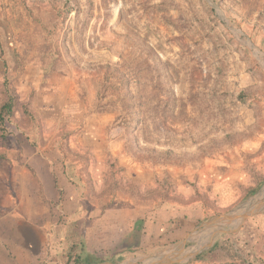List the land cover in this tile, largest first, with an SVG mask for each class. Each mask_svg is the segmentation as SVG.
<instances>
[{"label": "rangeland", "instance_id": "374dc122", "mask_svg": "<svg viewBox=\"0 0 264 264\" xmlns=\"http://www.w3.org/2000/svg\"><path fill=\"white\" fill-rule=\"evenodd\" d=\"M15 126L54 132L75 176L21 229L31 264H152L179 242L162 264L187 263L194 226L264 212V0H0L1 194Z\"/></svg>", "mask_w": 264, "mask_h": 264}, {"label": "crops", "instance_id": "0c3cea01", "mask_svg": "<svg viewBox=\"0 0 264 264\" xmlns=\"http://www.w3.org/2000/svg\"><path fill=\"white\" fill-rule=\"evenodd\" d=\"M10 131L16 138L12 150H17L21 156L11 158L12 166L17 171L14 176H7L12 179L15 189H5L4 194L0 192V205L9 209L0 207V264H31L35 263V260L30 255L29 242L23 230L43 229L49 226L50 218L42 219L40 213H49L51 207L58 208L62 196L65 197L62 198L63 203L69 202L70 197H75L76 192L72 189L75 185L71 187L69 183L75 176L69 173L67 165L65 167L68 161L63 163V157L60 156V139L55 138L56 135L54 132L51 133L49 128L31 127L25 130L15 126ZM24 131L29 138L23 135ZM2 179L7 181L5 177ZM251 205L252 209H257L254 202ZM252 213L251 216L256 215L257 218L258 215H264L263 211L255 210ZM178 216V211L159 210L154 216L156 227L159 230L163 227L172 228L173 221L176 217L179 218ZM257 218L229 221L217 226L207 220L194 226L191 231L190 254H187L188 260L185 264H264V235L259 237V231L264 229V220L261 219L263 222L261 225ZM188 221L190 218L184 223L187 224ZM186 224L182 226L183 230L190 228L189 225L186 227ZM3 227H6L4 231ZM37 232L39 233V230L35 233ZM188 233L190 234V231ZM215 235L218 236L204 244L210 236ZM188 247L187 242L173 245L168 252L170 258H180L181 250ZM168 253L151 260L152 264H162L165 257H169ZM140 259V255L131 259L130 254H127L120 261L114 258L97 259L87 264H136L135 260L139 262Z\"/></svg>", "mask_w": 264, "mask_h": 264}, {"label": "trees", "instance_id": "16d2710c", "mask_svg": "<svg viewBox=\"0 0 264 264\" xmlns=\"http://www.w3.org/2000/svg\"><path fill=\"white\" fill-rule=\"evenodd\" d=\"M5 106H7L8 107V105H5ZM3 108H6V107H3ZM92 261H83V263L85 264V263H91ZM78 263L80 264L81 263V261L79 262L78 261Z\"/></svg>", "mask_w": 264, "mask_h": 264}]
</instances>
